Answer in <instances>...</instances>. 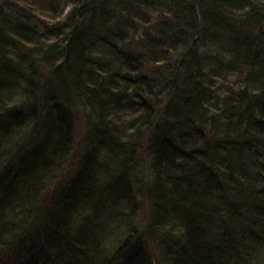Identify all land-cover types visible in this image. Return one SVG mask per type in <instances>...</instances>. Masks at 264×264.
<instances>
[{
    "label": "trees",
    "instance_id": "obj_1",
    "mask_svg": "<svg viewBox=\"0 0 264 264\" xmlns=\"http://www.w3.org/2000/svg\"><path fill=\"white\" fill-rule=\"evenodd\" d=\"M0 264H264V3L0 0Z\"/></svg>",
    "mask_w": 264,
    "mask_h": 264
},
{
    "label": "rangeland",
    "instance_id": "obj_2",
    "mask_svg": "<svg viewBox=\"0 0 264 264\" xmlns=\"http://www.w3.org/2000/svg\"><path fill=\"white\" fill-rule=\"evenodd\" d=\"M263 3H264V0H261ZM9 13L11 14V16L13 17H16V14L15 12L10 9L9 7H7ZM231 80L232 81H236V78L235 77H231ZM74 137H75V143H74V146H75V151H74V161L72 163V167H71V170H74L76 168V165L77 163L79 162L80 158L82 157L83 153H84V144H83V129H82V124L81 122H76L75 123V134H74ZM141 159L145 158L146 156L145 155H140ZM139 157V158H140ZM141 163V161H140ZM140 170L142 169V165L140 164ZM146 216V208L144 207L143 209H140V213H139V221H142L144 220Z\"/></svg>",
    "mask_w": 264,
    "mask_h": 264
},
{
    "label": "bare ground",
    "instance_id": "obj_3",
    "mask_svg": "<svg viewBox=\"0 0 264 264\" xmlns=\"http://www.w3.org/2000/svg\"><path fill=\"white\" fill-rule=\"evenodd\" d=\"M28 155V154H27ZM20 157V156H19ZM19 157H17L16 159L18 160L19 159ZM77 166V165H76ZM65 180V179H64ZM63 183L60 181V183H59V185H60V187H61V185H62Z\"/></svg>",
    "mask_w": 264,
    "mask_h": 264
}]
</instances>
